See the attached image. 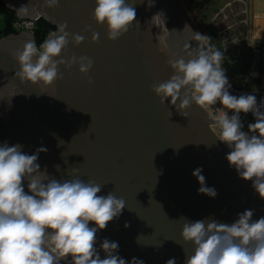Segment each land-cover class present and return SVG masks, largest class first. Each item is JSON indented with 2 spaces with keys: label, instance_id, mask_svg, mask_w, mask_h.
<instances>
[{
  "label": "water",
  "instance_id": "1",
  "mask_svg": "<svg viewBox=\"0 0 264 264\" xmlns=\"http://www.w3.org/2000/svg\"><path fill=\"white\" fill-rule=\"evenodd\" d=\"M3 1L16 11L27 5L23 17L39 15L56 27L54 32L66 23V31L85 37L75 45L69 36L57 59L88 56L92 69L84 75L78 65L67 70L59 65L60 78L51 85L21 82L15 75L17 54L29 40H0V145L20 144L29 155L43 147L37 162L50 177L72 179L76 169L82 179L102 186L98 195L113 192L124 199L122 214L97 232L102 259L100 245L108 238L119 244L114 254L129 264L133 257L144 264H166L171 258L184 264L194 249L182 240L183 217L231 224L246 209L255 210L253 220L264 216V199L252 181L229 166L230 149L218 139L207 111L193 103L185 117L171 98L161 104L151 90L174 74L172 61L190 58L188 45L202 44L178 0H135L139 27L134 21L115 41L107 39L106 25L94 21V0H59L55 9L45 8L44 0ZM85 26L89 31H82ZM93 32L99 34L97 42ZM197 168L206 186L216 190L214 198L198 192ZM24 187L27 191V181Z\"/></svg>",
  "mask_w": 264,
  "mask_h": 264
},
{
  "label": "clouds",
  "instance_id": "2",
  "mask_svg": "<svg viewBox=\"0 0 264 264\" xmlns=\"http://www.w3.org/2000/svg\"><path fill=\"white\" fill-rule=\"evenodd\" d=\"M94 3L92 17L97 25H106L109 41L122 37L134 21L139 27L135 0L132 3L94 0ZM58 6L59 0H44L45 8ZM17 14L27 16L28 6L22 5ZM66 28V23L60 25L58 32L50 33L39 49L33 40L24 44L16 57L20 68L15 75L21 82L54 84L60 78L59 65L66 70L78 65L81 74L89 73L94 61L88 56L57 59L67 48L69 36L75 45L85 39ZM82 31H89V26ZM91 39L97 42L99 34L93 32ZM195 40L207 41V46L188 45L190 58L172 61L174 74L166 81L154 83L151 90L161 104L171 98V104L185 117L183 113L193 103L204 108L219 101L223 108L218 110L223 115L217 121L218 139L230 149L226 155L229 166L235 168L241 179L252 181L255 192L264 199V112L260 110L264 105L258 106L252 94L239 97L230 94L222 51L212 48L209 36L197 32ZM88 82L91 84L92 80ZM225 109L233 114L229 117ZM249 112L255 123H250L249 131L245 132L240 114ZM21 149L20 144L0 145V264H60L67 257L72 258L71 264H129L114 254L118 242L103 239L100 245L105 252L103 259L95 246L97 232L122 214L126 207L124 199L113 192L98 195L102 186L92 179H82L76 169L72 179L50 177L37 163L45 148H38L31 155ZM201 173V168L193 171L201 185L198 192L214 198L216 190L206 186ZM254 212L246 209L238 213V219L231 224L211 218L190 221L183 217L182 240L190 242L194 249L184 264H264V216L253 220ZM130 264L144 262L133 257ZM166 264H176L175 258Z\"/></svg>",
  "mask_w": 264,
  "mask_h": 264
},
{
  "label": "rangeland",
  "instance_id": "3",
  "mask_svg": "<svg viewBox=\"0 0 264 264\" xmlns=\"http://www.w3.org/2000/svg\"><path fill=\"white\" fill-rule=\"evenodd\" d=\"M178 2L195 32L211 37L212 48L222 51L224 56L222 67L226 70L227 76L237 85L244 83L245 78L264 58V0H216L206 16L198 15L190 0ZM6 8L14 13L7 11ZM21 18L15 9L0 0V40L3 37L30 40L31 35L35 39L39 21L34 32H31L18 27ZM255 24L258 25L259 31L254 28ZM201 43L207 46L208 42ZM238 52V56H234ZM254 83L255 81L250 82Z\"/></svg>",
  "mask_w": 264,
  "mask_h": 264
},
{
  "label": "built area",
  "instance_id": "4",
  "mask_svg": "<svg viewBox=\"0 0 264 264\" xmlns=\"http://www.w3.org/2000/svg\"><path fill=\"white\" fill-rule=\"evenodd\" d=\"M39 15L32 19V18H26L22 17L20 21L18 22V27L22 28L23 30H30L31 32H34V28L36 27V24L41 19ZM259 64L260 68L253 69L250 74L245 78L244 83L241 85L235 84L226 74L228 81L231 85L229 88L230 94L235 95L239 97L240 95H247L252 94L255 95L257 98V104L264 105V58L261 62L257 63ZM255 73H252V72ZM251 81H255L254 84H250ZM223 106L218 101L215 105L212 106H206L204 109L207 111V113L214 119L215 122L211 123L212 128L214 131L218 134L220 129L217 127V121L219 116L223 115V112L219 111L218 109H222ZM260 110L264 112V106L260 107ZM229 117L233 114L231 110H226ZM241 122L243 123L244 127L243 129H248V125L250 123H255V117L254 115L249 112L247 114L241 113L240 114Z\"/></svg>",
  "mask_w": 264,
  "mask_h": 264
},
{
  "label": "trees",
  "instance_id": "5",
  "mask_svg": "<svg viewBox=\"0 0 264 264\" xmlns=\"http://www.w3.org/2000/svg\"><path fill=\"white\" fill-rule=\"evenodd\" d=\"M7 11L14 13L13 11L6 8ZM9 17V16H8ZM7 29V25L5 27V30ZM8 29L9 26H8ZM12 31V29H10ZM56 30V27L49 23L46 19L41 18L39 20L37 30L35 31V42L37 47L40 48V45L44 42V40L49 36V34ZM14 31V30H13Z\"/></svg>",
  "mask_w": 264,
  "mask_h": 264
},
{
  "label": "flooded vegetation",
  "instance_id": "6",
  "mask_svg": "<svg viewBox=\"0 0 264 264\" xmlns=\"http://www.w3.org/2000/svg\"><path fill=\"white\" fill-rule=\"evenodd\" d=\"M190 2L195 7L198 15L206 16L207 11H209V9L214 6L216 0H190ZM37 163L39 164V162Z\"/></svg>",
  "mask_w": 264,
  "mask_h": 264
},
{
  "label": "bare ground",
  "instance_id": "7",
  "mask_svg": "<svg viewBox=\"0 0 264 264\" xmlns=\"http://www.w3.org/2000/svg\"><path fill=\"white\" fill-rule=\"evenodd\" d=\"M261 7H262V6H261ZM243 13H245V11H243ZM256 16H257V15H256ZM256 16H255V17H256ZM255 19H256V18H255ZM256 27H257V28H256ZM254 28L256 29V31H259V30H258V25L255 24V27H254ZM259 28L262 29V27H259ZM263 30H264V28H263ZM256 31H254V33H255ZM252 36H253V35H252ZM254 38H255V36H254ZM252 39H253V38H252ZM237 50H238V49H237ZM239 50H240V49H239ZM238 54H239V52L236 53V55H234V56H238ZM252 73H255V72L253 71Z\"/></svg>",
  "mask_w": 264,
  "mask_h": 264
}]
</instances>
